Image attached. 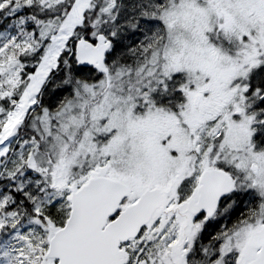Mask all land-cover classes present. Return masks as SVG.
Masks as SVG:
<instances>
[{"label": "snow or ice", "instance_id": "6c2138e0", "mask_svg": "<svg viewBox=\"0 0 264 264\" xmlns=\"http://www.w3.org/2000/svg\"><path fill=\"white\" fill-rule=\"evenodd\" d=\"M0 264H264V0H0Z\"/></svg>", "mask_w": 264, "mask_h": 264}]
</instances>
